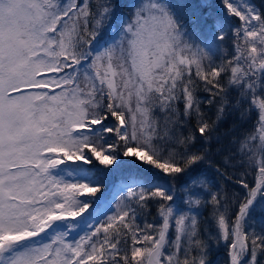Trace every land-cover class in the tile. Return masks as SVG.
<instances>
[{
	"label": "snow or ice",
	"instance_id": "obj_1",
	"mask_svg": "<svg viewBox=\"0 0 264 264\" xmlns=\"http://www.w3.org/2000/svg\"><path fill=\"white\" fill-rule=\"evenodd\" d=\"M222 4L204 26L206 0H0V264H264V0ZM226 109L256 114L232 197L194 174Z\"/></svg>",
	"mask_w": 264,
	"mask_h": 264
},
{
	"label": "trees",
	"instance_id": "obj_2",
	"mask_svg": "<svg viewBox=\"0 0 264 264\" xmlns=\"http://www.w3.org/2000/svg\"><path fill=\"white\" fill-rule=\"evenodd\" d=\"M120 3H126V0H119ZM194 2L199 3L200 0H194ZM208 7L201 9L202 12V18H201V24L204 26H210L213 22V19L217 16H221L224 14V12L221 10V6L218 4V0H206ZM258 6L261 4V0H257ZM206 18V23H205ZM192 25L189 24V28H191ZM227 47V45H225ZM198 95L201 97V99H207L208 93L200 91ZM236 92L233 91L230 94V99L235 100L236 99ZM202 108L206 111L208 117L210 118V122L212 120H215L216 116V107L215 106H209L207 104L201 105ZM254 115L252 114L251 118L245 122H242L240 120L239 113L232 110H227L224 118L218 123L215 133L213 134V138L211 139L210 143L207 145H204V142L201 140H198L196 147L201 148L202 145L207 147L209 150V156H208V162L207 163H201L197 166L195 175L203 176L205 177L210 184L213 186V190L222 189L227 196L232 197V189L236 184L233 182L236 180V178L240 177L241 174L245 171L243 168H241L239 165L236 167H225L224 160L226 157L231 156L235 152V145L232 143L233 139L236 137H239L243 132L250 130L253 127V121H254ZM192 125L195 124V121L193 120L191 122ZM235 163V161H233ZM217 168H220V171L224 173V175H221L216 171ZM131 173L137 171L136 167L129 169ZM254 173L248 174L247 177H244L250 184V186L253 185L254 181ZM228 177H231L229 179ZM118 181H124L125 178H127L124 174V171H120L117 173L115 177ZM110 181H104L105 187L102 188L107 189L109 186ZM234 206L230 207V214ZM202 213L201 218V229H204V227L208 226V223L211 224L212 219V206L208 205L205 207V211ZM156 218V209L155 207L150 208V214L148 215L147 219L150 222H158V219ZM213 227L216 228L215 223L212 219ZM227 259L226 256V250L223 246L219 248H214L211 253V260L214 262V264H224L225 260Z\"/></svg>",
	"mask_w": 264,
	"mask_h": 264
},
{
	"label": "rangeland",
	"instance_id": "obj_3",
	"mask_svg": "<svg viewBox=\"0 0 264 264\" xmlns=\"http://www.w3.org/2000/svg\"><path fill=\"white\" fill-rule=\"evenodd\" d=\"M218 1H219L218 4L221 6V10L225 13L226 12V7L222 4V0H218ZM250 2L254 3V4H256L258 6L257 0H250ZM253 115H254V118L256 119V114L253 113ZM100 167L103 168L104 166H100ZM112 167H115V165H113ZM131 168H135V165L132 164L131 162H129V163H126V164L122 165V167L118 171L113 172V173H109L105 177V180H104V181H110L109 182L110 183L109 186L107 187V189H104V190L101 189V192L97 193L96 197H101V194H103L104 198L107 199V200L115 201L116 199H118V196H119L120 192L122 191L121 185L126 184V183L129 182L127 178L129 176V174L131 173V172H129L130 171L129 169H131ZM120 171H124V174L127 177V178H125L124 181L123 180L122 181H118V180L115 179L117 173L120 172ZM247 176L248 175H246L245 177H247ZM233 182L235 183V181H233ZM232 194H233V196L235 194H241V195L243 194L242 189H241V187L238 184H236V186L233 187ZM81 199H92V197H87L86 196V197H81ZM93 207H96V205H94ZM113 210H114V205H113ZM92 211H93V208H90L89 212H92ZM104 211H108V209L105 208ZM201 211L204 214L203 211H205V208H203ZM84 215L87 216L88 213H85ZM254 216H255V219H256L257 222L253 226L256 227L257 229H259V222L258 221L260 220V218L262 216H264V213H261V212L258 211V212H256L254 214ZM78 219L82 220L83 217L78 218ZM210 221H211V224H212V219ZM158 222H159V220H158ZM211 224L208 223V226L204 227V229H202V230H207V232H210V233L215 232L216 228L213 227ZM79 234L82 235L83 233L80 232ZM170 235H171V232H170ZM73 237H77V232H72L70 237H69V239H72Z\"/></svg>",
	"mask_w": 264,
	"mask_h": 264
}]
</instances>
